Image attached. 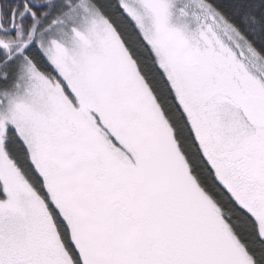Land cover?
<instances>
[{"label": "snow or ice", "instance_id": "snow-or-ice-1", "mask_svg": "<svg viewBox=\"0 0 264 264\" xmlns=\"http://www.w3.org/2000/svg\"><path fill=\"white\" fill-rule=\"evenodd\" d=\"M0 264H264V0H0Z\"/></svg>", "mask_w": 264, "mask_h": 264}]
</instances>
